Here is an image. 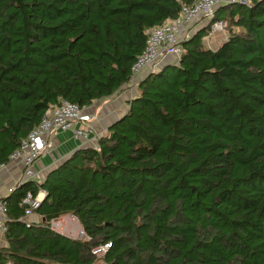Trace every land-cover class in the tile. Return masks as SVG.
I'll use <instances>...</instances> for the list:
<instances>
[{
    "label": "trees",
    "instance_id": "16d2710c",
    "mask_svg": "<svg viewBox=\"0 0 264 264\" xmlns=\"http://www.w3.org/2000/svg\"><path fill=\"white\" fill-rule=\"evenodd\" d=\"M196 0H0V162L68 101L125 87L150 32ZM219 5L142 76L97 147L17 185L0 264H264V0ZM223 21L227 38H204ZM169 58V57H168ZM28 191L46 197L29 222ZM73 216L87 240L55 231Z\"/></svg>",
    "mask_w": 264,
    "mask_h": 264
},
{
    "label": "built area",
    "instance_id": "2783aa9c",
    "mask_svg": "<svg viewBox=\"0 0 264 264\" xmlns=\"http://www.w3.org/2000/svg\"><path fill=\"white\" fill-rule=\"evenodd\" d=\"M238 0H196L192 6H184L180 16L154 28L149 35L147 45L143 53L137 58L132 68V76L127 84L129 88L137 85L142 74L163 62L166 57L179 58L182 53L181 42L192 33L195 24L203 19H211L215 9L219 5L234 3ZM250 4V0H239ZM215 31L225 29L223 21H217L213 25ZM76 104L62 101L60 105L46 110L41 123L22 140L20 147L9 157L8 162H0V180L2 175L13 167L21 168V176L14 182L7 185V195L12 193L15 187L27 181L41 183L43 179L38 175L35 165L44 155L50 146L49 138L59 131H72L77 140L85 144L90 141L97 143L96 138L92 139L93 128L91 127V116L84 112ZM81 122V127H76ZM97 147V145L95 146ZM46 194L40 191L34 195L28 191L23 197L21 206L25 207L24 218L29 222L45 199ZM0 198V250L5 245V234L7 232L8 207L6 202ZM52 228L69 237L87 240L80 223L73 216H65L52 221ZM73 228V229H72ZM111 244L98 245L92 248V255L101 264H108L105 261L106 254ZM1 252V251H0Z\"/></svg>",
    "mask_w": 264,
    "mask_h": 264
},
{
    "label": "crops",
    "instance_id": "0c3cea01",
    "mask_svg": "<svg viewBox=\"0 0 264 264\" xmlns=\"http://www.w3.org/2000/svg\"><path fill=\"white\" fill-rule=\"evenodd\" d=\"M208 21L209 20L207 19L201 20L196 25L195 30L198 29V27L202 28L203 26H206ZM211 28L212 32L210 33V35L218 33V31H215L213 27ZM226 38L227 36L225 35L222 41H220L218 44H207V46L211 49H217ZM167 58L168 57H166L165 59ZM122 91H124V93ZM126 95L127 92L125 91V87H123L112 97L95 101L92 106L84 109V112L91 116L90 124L93 128L92 139L96 138L97 140L99 137L104 136L107 133L109 127L126 113L125 107L128 108L129 101L128 99H126ZM113 97H115L116 99H113ZM81 126V122H78L76 125V127ZM94 141H90L89 143L85 144L81 140L75 139L72 131H59L56 135H52L49 138V148L44 153V155L36 162L35 169L38 175L42 179L46 178L53 168H55L63 159L70 156L76 150L87 147V145H92V147L96 146L97 143ZM20 176V167H13L11 170L5 172L2 175V179L0 180V198L7 195V185L17 180ZM34 219L38 218L34 216Z\"/></svg>",
    "mask_w": 264,
    "mask_h": 264
},
{
    "label": "rangeland",
    "instance_id": "374dc122",
    "mask_svg": "<svg viewBox=\"0 0 264 264\" xmlns=\"http://www.w3.org/2000/svg\"><path fill=\"white\" fill-rule=\"evenodd\" d=\"M199 23V22H198ZM197 23V24H198ZM197 24H195L194 25V27L192 28V33L195 31V27H196V25ZM227 36L228 35V31L226 30V29H224V30H221V31H218V33H216V34H214V35H208V36H206L205 38H204V43L207 45V44H213V45H216V44H218L220 41H222V39L224 38V36ZM174 61H176L174 58H167V59H164V61L163 62H160L159 64H157V65H155L154 67H152V68H150L149 70H146L143 74H142V76L144 77L147 73H149V72H151V71H154V70H157V69H159V67L161 66V65H163L164 63H168V62H174ZM137 85H134L132 88H129L128 87V85H126L125 86V91L127 92V95H126V99H131V97H133V96H135L136 95V93H137V87H136ZM123 93H124V91H122ZM118 96V95H117ZM117 96H116V98H117ZM115 97H113V99H114ZM115 98V99H116ZM112 99V98H111ZM111 104V103H110ZM114 104V103H113ZM128 108L127 107H125V111L127 110ZM88 147H92V145H87V147L86 148H88ZM95 147V146H94ZM73 229V228H72Z\"/></svg>",
    "mask_w": 264,
    "mask_h": 264
}]
</instances>
